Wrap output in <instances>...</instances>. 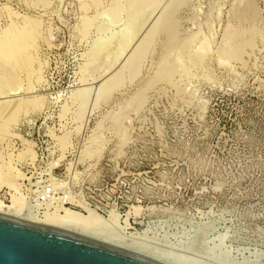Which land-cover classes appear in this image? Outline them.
I'll return each mask as SVG.
<instances>
[{
    "label": "rangeland",
    "instance_id": "rangeland-1",
    "mask_svg": "<svg viewBox=\"0 0 264 264\" xmlns=\"http://www.w3.org/2000/svg\"><path fill=\"white\" fill-rule=\"evenodd\" d=\"M0 169L23 215L264 264V0H0Z\"/></svg>",
    "mask_w": 264,
    "mask_h": 264
},
{
    "label": "water",
    "instance_id": "water-1",
    "mask_svg": "<svg viewBox=\"0 0 264 264\" xmlns=\"http://www.w3.org/2000/svg\"><path fill=\"white\" fill-rule=\"evenodd\" d=\"M0 264H160L63 231L0 214Z\"/></svg>",
    "mask_w": 264,
    "mask_h": 264
},
{
    "label": "bare ground",
    "instance_id": "bare-ground-1",
    "mask_svg": "<svg viewBox=\"0 0 264 264\" xmlns=\"http://www.w3.org/2000/svg\"><path fill=\"white\" fill-rule=\"evenodd\" d=\"M26 151L27 150H25V152ZM28 152L23 155L24 156L23 158L25 159V156H30V158L35 159L34 155ZM8 174L9 173L7 174L0 173V189L3 186H7L10 189L15 187V185H13L14 179L13 181L10 180V177H8ZM16 175L18 176L17 173L13 176L16 178ZM21 208H22V199L17 197L16 195L13 196L12 201L10 203H6L4 200L0 198V214H3L5 216H8V217H11V218H14V219L26 222V223H30L33 225L47 227V228L66 232L68 234L80 236V237H83V238H86V239H89V240H92L98 243H102V244L108 245L110 247H113V248H116L122 251L137 254L139 256L151 259L152 261L158 262L160 264H182L178 261H173L162 254L155 253L147 247L126 244L122 241V239H119L118 236L111 235L105 230L99 229V227L96 228L97 227L96 224L99 223L100 225L102 222H105L107 219L103 221L104 219H102L100 216H97V214H94L95 212L92 213L91 211H89L87 215H83L81 213L75 212L63 206H58L57 208H55L56 209L55 212L44 214V216H38V214L37 215H33V214L23 215L21 214ZM59 212H63V215H59ZM106 222H108V220ZM220 241H222V239H220ZM215 249L218 252V248L216 247ZM213 252L215 256L219 257V254L215 252V250Z\"/></svg>",
    "mask_w": 264,
    "mask_h": 264
}]
</instances>
